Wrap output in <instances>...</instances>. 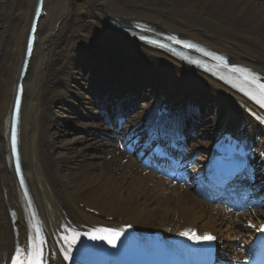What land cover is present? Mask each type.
Returning a JSON list of instances; mask_svg holds the SVG:
<instances>
[{
  "label": "bare ground",
  "instance_id": "1",
  "mask_svg": "<svg viewBox=\"0 0 264 264\" xmlns=\"http://www.w3.org/2000/svg\"><path fill=\"white\" fill-rule=\"evenodd\" d=\"M241 2L248 8L257 5L252 19L246 15L233 17V8ZM4 3V14L0 16V264H8L16 248L27 246L20 193L6 158L5 132L38 0ZM42 9L38 39L23 80L20 152L28 188L47 237L44 264L82 262L77 259V248L82 245L79 241L72 247L69 260L61 252L67 244L61 237L74 229H115L121 232V240L133 238L135 242L153 229L163 230L167 238L181 229L189 235L209 234L215 237V264H248L262 221L257 211L263 212L264 207L244 209L243 201L240 210H234L229 200L227 205L209 204L202 193L207 188L208 172L217 160L209 145L231 137L236 147L243 149L235 128L250 127L264 135V111L213 77L138 40L132 33H175L192 39L224 53L231 64L248 67L264 80V0H220L196 6L180 0H44ZM140 23L145 25L144 30L138 29ZM81 38L97 47L93 65L80 63L72 54L73 45ZM129 73L142 82L148 77L150 82L144 86L142 106L130 107L124 121L119 122L115 121L118 105L127 104L132 96L124 92L127 84L122 87L120 83ZM86 75L91 80L87 85L83 84ZM166 76L178 81L176 91L161 90ZM191 87L205 92L196 102L203 106L215 103L217 119L211 122L199 109L195 137L188 138L181 160L187 164L182 165L176 181L160 175L152 164L151 149L146 148L152 140L148 133L169 136L173 122L155 125V110L166 103L176 111L182 105L181 97L178 100L182 91L185 95L196 93ZM131 91L139 97L136 89ZM193 106H188L189 112ZM242 113L243 120L239 118ZM55 132L61 133L60 142ZM247 137V142L252 141ZM60 147L69 149L67 157L54 154ZM201 149L202 156L196 158ZM65 162L75 163L79 176L93 179L94 185L75 188L64 169ZM248 173L250 179H238V183L264 188V161L252 160ZM237 193L233 201L238 200ZM88 207L95 208L98 215L86 211ZM9 210L17 219L13 223L18 227L15 233ZM121 221L131 223L133 232L125 233ZM128 245L129 241L123 246ZM124 247H106L102 259L126 252Z\"/></svg>",
  "mask_w": 264,
  "mask_h": 264
},
{
  "label": "rangeland",
  "instance_id": "2",
  "mask_svg": "<svg viewBox=\"0 0 264 264\" xmlns=\"http://www.w3.org/2000/svg\"><path fill=\"white\" fill-rule=\"evenodd\" d=\"M4 1L5 0H0V16L1 14H4ZM181 2H183L185 5H191V6H196L197 4H199L200 2H210L212 3L213 1L215 3L219 2L220 0H180ZM257 8V5H253L252 8H248L247 5L244 2H241L240 4H238L237 6H235L232 10L233 16L236 17H240L242 15H246L247 19H252L255 13V10ZM9 23L6 24V27H8ZM1 26H3V24H1ZM91 45L90 41H87V38H81L80 40H77L75 42V44L72 47V54H74L77 57H80V63L85 64L86 59L84 58V54H87V59L90 60L91 65L94 64V62L96 61L95 58H92V56L90 55V53H87L86 48H88ZM88 46V47H87ZM81 51H83V53H81ZM85 66V65H83ZM107 63L105 62L104 67L106 69L107 67ZM92 70V69H91ZM89 75H86V78H83V84L87 85L91 83V80L87 79ZM134 82L133 80L130 79V82ZM166 88V90H171L170 86L165 85L164 86ZM172 91V90H171ZM180 97V96H179ZM213 111L212 112H208L207 116L210 119V121H215L217 119L216 114H215V105L212 108ZM55 139L57 142H60L62 140V135L60 132H55L54 133ZM203 152V150L201 149L199 151ZM55 155H58L60 157H67L69 155V149H66L64 147H60V148H56L54 151ZM198 154V157H200V155ZM204 154V153H203ZM64 164V169L65 171L69 174V177L72 181V184L75 188L78 189V187H92L94 185V180L93 179H89L87 178H82L79 176V172L77 170V167L75 165V163L72 162H65ZM209 204H212L209 202ZM251 209H259V210H263L262 205L261 206H257V207H251ZM257 213L261 214L264 213L257 211Z\"/></svg>",
  "mask_w": 264,
  "mask_h": 264
},
{
  "label": "snow or ice",
  "instance_id": "3",
  "mask_svg": "<svg viewBox=\"0 0 264 264\" xmlns=\"http://www.w3.org/2000/svg\"><path fill=\"white\" fill-rule=\"evenodd\" d=\"M187 47H192V45H185ZM261 88L264 89V85H261ZM261 103V106L264 107V101H258ZM13 147L15 149L16 144V136L15 133L13 134ZM261 230H264V226H261ZM39 233H37L38 237ZM85 235H88V237L92 240H104L106 241L110 246L115 247L116 242L119 240L121 232L115 229H93L91 233H86ZM181 235L188 236L190 239L195 240L196 242H211L215 239V237L205 234L203 236L196 235L195 232H191V235H189V232L186 231L184 233H181ZM79 238V234H75L72 236L71 240L68 239L67 236L61 237L62 240L67 241V244L64 248H61V252L64 256L65 260H69L70 253L72 247L75 245ZM36 237L31 239L29 241L28 248L25 250V253L20 254L18 257L13 258L12 264H43V247L46 243L45 240H40L38 243V246L33 250V244L36 243Z\"/></svg>",
  "mask_w": 264,
  "mask_h": 264
}]
</instances>
